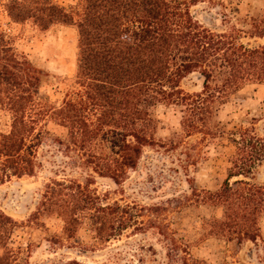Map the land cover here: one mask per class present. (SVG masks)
<instances>
[{
  "label": "trees",
  "instance_id": "trees-1",
  "mask_svg": "<svg viewBox=\"0 0 264 264\" xmlns=\"http://www.w3.org/2000/svg\"><path fill=\"white\" fill-rule=\"evenodd\" d=\"M198 2L82 0L79 17L74 19L55 0H0L12 23L29 20L41 29L58 23L75 26L80 87L75 97L58 105L51 102L41 91L45 72L0 30V110L9 121V129L0 132V182L33 175L42 146L68 158L60 166L62 172L86 169L121 185L128 170L137 166L144 147L176 152L184 138L200 135L192 147L173 157L177 162L170 159L188 176L202 157V147L225 138L233 148L226 178L214 190L191 186L189 200L216 210L201 222L207 235L239 244L255 242L264 217V184L250 179L264 159V123L256 126L264 116L251 117L247 125L231 129L217 117L245 84L264 86V44L250 46L240 40L241 33L264 37V18L233 16L240 25L212 31L190 11ZM193 72L201 89L184 91L180 80ZM159 104L178 106L181 112L180 129L166 141L154 137V111ZM50 124L59 128V134ZM90 183L88 177L83 182L50 179L27 223H17L0 210V264H19L22 245L12 247V235L18 227L41 226L42 217L59 220V233L48 239L54 245L73 239L86 226L94 243L78 250L92 251L130 229V236L139 234L146 242L137 245L140 263L205 264L192 256L188 243L171 228L166 206L103 202L106 198ZM24 247L30 251V243ZM121 257L122 252L115 251L108 262ZM44 264L81 263L69 259Z\"/></svg>",
  "mask_w": 264,
  "mask_h": 264
},
{
  "label": "rangeland",
  "instance_id": "rangeland-1",
  "mask_svg": "<svg viewBox=\"0 0 264 264\" xmlns=\"http://www.w3.org/2000/svg\"><path fill=\"white\" fill-rule=\"evenodd\" d=\"M55 1L70 11L74 19H78L82 0ZM190 11L202 25L212 31L224 32L230 31L235 23L240 25L233 16L238 19L246 16L264 18V0H199L197 4L190 6ZM225 16H231V20L224 21ZM0 30L12 39L18 52L25 54L35 66L45 72L41 91L51 102L58 105L65 98L75 97L80 90L76 79L75 26L58 23L41 29L29 20L19 24L12 23L0 4ZM240 40L250 46L264 44V37H249L245 33H241ZM179 84L188 92L201 89L196 72L183 77ZM154 116L156 140L166 141L174 131L180 129V107L159 104ZM262 116L264 86L247 83L231 97L230 103L219 111L217 118L231 129L240 124L247 125L251 117ZM8 123L7 113L0 110V132L9 129ZM263 123L264 118L256 126L260 127ZM50 126L59 134V128L53 124ZM199 137L200 135H192L184 138L176 152H167L161 147H144L137 166L128 170V178L121 185L86 169L74 167L62 172L60 166L66 164L68 158L54 149L39 146L33 175L11 176L0 182V210L17 223H27L46 182L53 178L83 182L88 177L91 181L89 187L106 198L103 202L112 203L116 200L122 204L134 201L143 205L155 203L166 206L171 228L177 231L184 243H188L192 256L203 260L205 264H264V217L259 222L260 232L255 242L243 241L239 244L234 240L207 235L201 228L202 220L216 214V210L189 200L190 187L210 190L217 188L227 176L228 157L233 148L225 138L218 139L217 143H207L202 147V157L198 158L195 167L191 166L186 176L174 167L170 159L176 161L173 157H178L181 151L192 147ZM250 181L264 184V159L256 166ZM40 221L43 226L18 227L12 235V247L22 245L19 264H44L47 261L60 263L69 259H76L81 264H149L138 261L137 245H146V242L139 234L130 236V229L117 238L97 244L91 248L92 251H79L78 248L86 245L90 248L94 243L86 226L79 228L73 239L54 245L48 239L59 233V220L42 217ZM26 243H30V251L25 249ZM152 243L153 248L158 251V245L154 241ZM118 250L122 252V259L108 262L111 254Z\"/></svg>",
  "mask_w": 264,
  "mask_h": 264
}]
</instances>
